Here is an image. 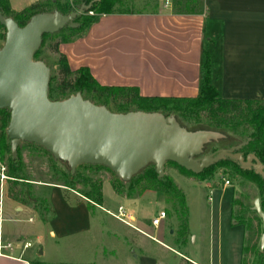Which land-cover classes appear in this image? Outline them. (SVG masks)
Here are the masks:
<instances>
[{
	"label": "crops",
	"instance_id": "1",
	"mask_svg": "<svg viewBox=\"0 0 264 264\" xmlns=\"http://www.w3.org/2000/svg\"><path fill=\"white\" fill-rule=\"evenodd\" d=\"M8 1L13 10L22 9ZM172 2L164 0L155 9L140 13L96 15L83 34L59 44L58 50L65 55L70 69L86 66L100 84L136 86L144 96L178 97L198 94L200 70L205 59L204 51H207L211 61V80L219 96L264 99V0H199L196 9L187 10L173 7ZM7 185V180L0 181V264H97L96 258L101 259L99 264H109L108 261L114 259V254H108L105 249L95 259L76 258L71 250H64L68 256L41 258L48 236L55 254L62 251L56 247L58 240L67 239L74 233L91 234L96 229L98 236H102V224L93 225L87 203L73 196L67 202L71 208L82 204L88 211L86 226L67 232L53 231L51 224L55 211L49 220H41L33 209L10 196ZM141 195L121 198L133 202ZM4 196L13 201L11 207L15 214L4 210ZM24 209L37 215V223L31 229L23 230L13 225L14 221L18 222L17 214ZM126 209L132 220L123 221L113 214L122 229L118 233L116 227L111 228L108 235L115 240L122 237L127 247L122 259L127 264H221L219 255L211 249L214 244L212 236L208 251L198 255L191 253V257L187 254L190 251L187 246L189 229L185 234L182 227L177 226L165 236L160 223L150 225L135 216L132 209ZM167 217L166 213L163 220ZM28 221H33L32 217ZM230 225L235 223L230 222ZM114 226L118 227V224ZM149 228L159 238L150 234ZM140 235L145 238L151 235V240L157 239L163 244L162 248ZM28 237H34L37 250L40 248L39 257L35 251H29L32 242ZM235 243L233 239L234 249ZM217 244H220L218 239ZM240 257L242 259L233 251L227 264H240Z\"/></svg>",
	"mask_w": 264,
	"mask_h": 264
},
{
	"label": "water",
	"instance_id": "2",
	"mask_svg": "<svg viewBox=\"0 0 264 264\" xmlns=\"http://www.w3.org/2000/svg\"><path fill=\"white\" fill-rule=\"evenodd\" d=\"M95 1L68 14L57 10L33 14L23 26L0 13V24L5 29L0 46V109L10 112L5 133L10 139L12 158L17 157L19 143L29 142L65 162L71 173L82 164L103 165L123 182L148 164H153L161 177L168 161L199 173L224 158L238 163L242 169L264 175V164L253 153L243 156L239 151L247 141L208 152V145L223 134L188 129L172 114L113 112L83 98L80 92L58 100L48 97L50 67L34 58L42 35L54 33L66 24L76 27V15L88 10ZM250 209L261 219L262 250L264 212L259 198L253 200Z\"/></svg>",
	"mask_w": 264,
	"mask_h": 264
},
{
	"label": "rangeland",
	"instance_id": "3",
	"mask_svg": "<svg viewBox=\"0 0 264 264\" xmlns=\"http://www.w3.org/2000/svg\"><path fill=\"white\" fill-rule=\"evenodd\" d=\"M34 1L35 0H11V4L16 8H23ZM128 1L129 0H127V2ZM172 1L173 7L187 10L196 9L199 0ZM132 2V5L130 4L131 6L128 5L131 8L140 11H148L158 7L164 0H132ZM0 44L2 45V41H0ZM41 58L46 65L50 67V75H53L54 68L52 64L54 55L44 48ZM179 120L182 121L181 119ZM182 122L187 123L184 121ZM17 154L25 167V177H27L32 186V193L47 198L51 208L55 211L56 216L52 222L53 224H51L53 231L67 232L68 230L75 228L80 229L86 226V215L88 211L84 210L85 208L82 204L79 207L71 208L67 201L74 196L86 202V197L80 194V191L89 189L86 178L102 179L101 203L100 205L90 203V214L88 213V216H91L89 217L93 225L98 222L102 224L104 234L98 236L99 233H97V229L93 230L91 234L74 233L68 236L67 239L64 238L57 241L56 247L62 249V251L56 252L55 254L50 246L51 243L49 239H51V237L48 236L45 240L44 252L41 258L46 259L68 256V252L64 250H71L70 252L73 251L76 255L74 257L76 258L84 260L90 258L95 259L99 257V252L105 249V251H108V254H114V259H110L108 261L109 264H127V261L122 259V256H125V253H127V247L125 243H123L122 237H118L117 239L119 240H115L111 235H108V233L111 232L110 229L114 227L117 228L116 230H118V233L121 232L120 229L122 228L119 226V223L113 219V214H116L118 207L122 206L132 209L135 216L150 225H152L151 219L156 216L160 210H166L168 217L164 220L162 219L159 224L165 236H168L169 231L175 230L177 226L178 228L183 227L184 222H186L191 232L190 236L187 238V246L190 249L187 253L189 256H191V253H196L197 255L206 253L208 251L209 238L212 236L214 244L211 246V249L212 252L214 251L215 255H219L221 264H227V262L231 260L233 251L237 256H243L244 264L264 263V254H261L264 248L261 250L259 247L261 220H259L250 209L253 205V200L258 198L257 188L254 182L239 174L232 175V173L228 172L225 168L218 167L214 169L210 177L199 180L198 177L180 169L176 165L166 163L163 176L171 178L182 191L186 207V216H184L173 196L161 193L155 189L145 191L140 197L133 200V202L126 198L138 196L135 192L131 194L127 193V195H125L127 197L122 199L111 185L110 180L115 181L116 176L109 169L80 165L76 168L80 178L75 179L66 187L63 185V177L67 174L69 167L65 162L54 159L44 148L29 142L19 143ZM224 179L229 181L228 185L224 184ZM128 187V183L123 185L126 192L128 191ZM63 188L66 189L70 196L67 200L63 196ZM233 200L235 202L234 205L232 204ZM2 203L4 210H7L11 214H15V211L11 207L13 203L11 199L4 196V198H2ZM131 203L135 204V206H132ZM231 209L235 213L233 218L230 215ZM30 212L24 209L22 212L18 213V222L14 221L13 225L23 230L34 227L38 218L37 215ZM29 217H32L33 221H28ZM230 222H234L235 225L231 226ZM116 224H118V227L114 226ZM151 230L152 228H149L148 232L150 233ZM150 234H152V232ZM152 235H154L155 238H159L157 233ZM140 236L145 238L143 235ZM146 238H149L152 244L162 248L163 244L157 242V239L151 240V235H147ZM28 239L32 242L29 251H35L36 256L39 257L37 252H40V248L37 250L38 246L34 237H28ZM217 239L220 242L219 245L217 244ZM233 239L237 242L235 243V249L234 245H232ZM241 244L243 247L246 246V250H243ZM251 245L255 248L248 250L247 248ZM111 249L112 252H109ZM108 254L107 256L111 258ZM96 262L99 264L102 261L100 258H96ZM240 264H242L241 257Z\"/></svg>",
	"mask_w": 264,
	"mask_h": 264
},
{
	"label": "trees",
	"instance_id": "4",
	"mask_svg": "<svg viewBox=\"0 0 264 264\" xmlns=\"http://www.w3.org/2000/svg\"><path fill=\"white\" fill-rule=\"evenodd\" d=\"M90 1L37 0L21 10L15 11L10 7L8 0H0V13L11 17L19 26H23L33 14L51 12L53 10L68 14L76 11L80 5L88 4ZM132 3V0L128 2L127 0H97L92 3L88 10L76 15L73 20L77 23L76 27H70L66 24L54 33L42 35L40 47L34 53V58L42 60L41 55L44 48L54 55L52 64L54 74L50 75L48 97L52 100H58L68 97L72 93L80 92L83 98L95 104L104 105L113 112L126 113L132 110H141L160 112L164 115L172 114L181 125L188 129H208L223 134L221 139L208 145L209 149H206L208 152L215 151L223 146L227 147L247 141L239 151L243 156L253 153L264 164V99H236L219 96L211 80V61L207 51H204L205 59L200 70V90L195 96H144L139 93L136 86L100 84L86 66H81L74 70L70 69L65 55L58 50L59 44L70 42L74 37L83 34L96 15L140 13V10L130 7ZM90 11L92 13H89ZM4 34L5 29L0 24V41L3 40ZM9 116L10 112L7 108L0 109V162L6 166V172L9 177L7 179L9 194L20 204L27 205L33 209L41 220H49L54 216V210L51 208L48 199L32 193V186L27 177H25V167L18 154L15 158L11 156L10 139L5 133ZM179 119L187 123H183ZM166 163L176 165L180 169L198 177L199 180L210 177L214 169L218 167L225 168L232 175L239 174L255 183L260 208L264 212V175L255 172L253 169H242L238 163L228 158L219 160L199 173H193L171 161ZM82 165L109 169L103 165ZM79 178L80 175L77 169L73 173L68 170L63 177V185L68 187L75 179ZM86 180L89 184V189L80 191V194L86 197L88 206H90V203L100 205L102 179L86 178ZM110 181L114 191L120 196L133 192L136 195H140L144 191L152 189L171 195L176 200L177 206L182 210L183 215L186 216L182 191L168 176L159 177L153 164L145 166L127 182H123L117 177H115V181ZM126 183L129 184L127 192L123 188ZM63 196L66 200L70 198L66 189H64ZM77 202L79 200H76ZM234 203L233 200L232 204L234 205ZM234 214L231 211L232 218ZM255 215L261 220L256 213ZM182 230L185 234L188 233L186 222H184ZM254 248L251 245L247 249L252 250ZM243 250H246V246L243 247ZM261 254H264V250ZM242 264H244L243 256Z\"/></svg>",
	"mask_w": 264,
	"mask_h": 264
},
{
	"label": "built area",
	"instance_id": "5",
	"mask_svg": "<svg viewBox=\"0 0 264 264\" xmlns=\"http://www.w3.org/2000/svg\"><path fill=\"white\" fill-rule=\"evenodd\" d=\"M89 13H92V12L90 11ZM8 178L9 177L6 172V166L2 162H0V181H6ZM223 181L225 185L229 184V181L227 179H224ZM115 217L123 221L132 220L131 213L125 207H122V206L118 207ZM165 217H166L165 211L160 210L158 214L151 219L152 225H155V226L158 225L160 221Z\"/></svg>",
	"mask_w": 264,
	"mask_h": 264
}]
</instances>
